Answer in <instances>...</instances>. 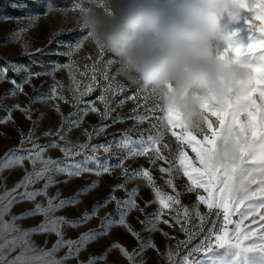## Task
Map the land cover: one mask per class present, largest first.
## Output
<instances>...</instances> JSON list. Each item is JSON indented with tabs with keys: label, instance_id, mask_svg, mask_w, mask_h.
Masks as SVG:
<instances>
[{
	"label": "rangeland",
	"instance_id": "374dc122",
	"mask_svg": "<svg viewBox=\"0 0 264 264\" xmlns=\"http://www.w3.org/2000/svg\"><path fill=\"white\" fill-rule=\"evenodd\" d=\"M251 6L253 0H247ZM87 7V0H0V68L8 67L7 78L0 81V121L7 118L9 110L11 109V119L6 123H0V158H3L5 153L10 149L17 148L21 141V132L26 137L29 130L33 128L32 121H36V126L33 134L32 143H25L24 148H30L32 144L47 145L56 140L61 147L71 148L73 152L79 151L77 145L89 143V148L82 151L80 155H75L72 160L81 162L85 155H95L101 164L107 162L111 168V173H105L101 176H96L93 173L85 172L79 177L69 178L66 175L60 174L55 177L57 183L48 189V195L54 196L57 191L60 193V199H67L72 197L78 189L84 188L93 181H99L98 186L87 193L78 197L79 203L74 206H67L56 213L58 216H65L68 219H77L82 216L85 211H91L94 204L99 202L102 206L98 209L97 215L90 219L87 223L72 228L65 226L63 229L65 239H76L80 234L87 232L89 229L98 228L101 218H104L109 213L114 219H119L120 213L117 212L116 200L107 204H103L104 200L112 193L113 187L118 184H125V178L122 176L123 169L117 167L123 160V168L131 170L148 169L152 175L157 187L163 192L175 194L173 189L169 187L165 181L169 178L168 173H161L160 166L168 167L169 165L164 161L157 160L156 164L150 163V156H138L124 159L127 151L119 149L115 146L116 142L122 139L121 134H127L133 139L138 140L143 135L145 138L149 134L156 135L157 129L160 127L159 118L164 114L157 108L152 113H146L145 109L154 108L156 106L155 98L150 94V91L130 85L119 74V62L112 53L105 50L102 54L98 47L91 41V39L83 40L87 35V31L81 26L80 8ZM38 16L39 19L34 22V26L23 34V42H27L28 51L33 55L23 54V48L20 42H6L10 33L19 29L29 23H32V17ZM7 18V19H5ZM258 21L254 20V14L247 8L243 9L238 20H232L225 16L222 18V24L229 33V39L221 42L218 48L222 55L229 59L237 60L240 64L248 66H264V49H258L254 52H244L243 55L237 56L236 48H241L243 51L247 49L254 41L264 39V33L259 31ZM82 41V46L78 52H73L75 45ZM36 49L41 51L37 52ZM73 52L71 56L66 53ZM91 57V59H89ZM36 61L37 63H32ZM99 61L97 68L98 73L103 72L107 68L109 80L105 81L98 74L99 86L93 85L95 88L90 94L82 98L83 103H79L76 108L73 107V93L69 90L70 80L66 69H61L55 72V80L63 84V88L57 89L59 95L67 98L68 102L59 99H49L54 80L49 75H40L33 77L30 83L23 84V93L17 92L15 96H5V93L13 89L10 83L11 79H15L17 83H23V78L26 73L22 70L20 73H15L9 62L17 65H25L30 67L32 72L51 71L56 64H67L74 62L75 66L79 67L81 71L84 70L85 65H93ZM109 61H115L109 64ZM90 75V74H89ZM77 79L80 80L81 90L83 85L90 83L87 77H81L77 73ZM111 84L109 92L102 91L108 84ZM102 94L107 96L110 104V118L101 120L97 113L89 112L83 115L82 110L87 102L94 101L95 107L102 113L104 105L98 99ZM135 96L136 99H131ZM41 97L43 100H37L35 103H30V98L35 99ZM144 97H147L145 100ZM123 101V103H121ZM19 104L21 108L30 107L31 120L26 118V114L18 109H13L12 106ZM59 105L60 113L55 110V106ZM135 109V112L133 110ZM69 113H77L73 115L68 123L64 125V130L61 132L64 135V140H60L55 134L61 128L62 115L68 117ZM62 114V115H61ZM148 115L149 118L143 123H138L135 116ZM120 116L123 119L115 121L116 117ZM82 117V123L78 127L72 126L69 130L68 124L71 121L79 120ZM155 124L156 128L151 125ZM107 125L102 132H94L93 127H102ZM85 130L92 133L91 139L85 135ZM178 130V129H173ZM50 132L52 135L45 136L43 133ZM163 144H168L169 148H163ZM97 146L95 153L91 151V146ZM109 147V152L104 151V147ZM163 155L172 160L178 150V145L175 137L171 135V131L165 133L162 144L160 145ZM189 155H193L191 150L185 148ZM22 154V153H18ZM45 156L53 159L64 160V155L60 148H48ZM87 167L95 168L96 163L90 161ZM31 171V165L27 160L24 161L23 167H15L12 169H5L0 172V193L5 189H11L24 176V169ZM172 178L175 184V191L180 192L179 197L181 204L173 206V209H165L161 216V221L167 220L168 224L160 222L157 224V230L147 231V226L153 219L152 214L156 213L160 205L154 201L153 191L147 186V182L143 178H136L128 180L124 189H117L114 193L118 200L127 198L126 191L138 189L135 196L137 208L130 211L126 216V223L131 229L139 234L140 240L147 242L151 240L155 248L148 247L143 252L135 257L136 264L144 261V264H170L166 258V253L169 249L175 255V264H179V260L186 254L187 250L195 247L201 239L203 234L196 235L192 242L188 244L187 249L183 245L177 248L178 241L187 239L185 233L181 231V226L176 224L173 216L179 214L182 223L189 228L190 231L196 232L200 225L199 217L195 215L194 205L196 204L197 192H187L185 186L188 183L187 178L179 172H174ZM67 180V183L64 181ZM43 181L37 183L34 187L41 188ZM255 187V186H253ZM200 194L203 193L200 190ZM206 195V194H205ZM37 201L45 202L44 197H37ZM147 204V206H146ZM34 207V202H20L13 205L10 212L5 214L4 219L10 221L13 215H19L22 212L28 211ZM189 209V217L187 220L183 217V208ZM142 209V211H141ZM199 212L206 214L208 212L206 206L199 205ZM233 220L238 219L237 216L232 217ZM42 220L41 216L27 217L17 220L15 223L23 230L34 227ZM144 221V224L141 223ZM212 221H216L217 228L223 222L221 215L217 220L215 215L209 217L205 216L204 229L212 227ZM248 221H245L247 224ZM171 225V226H169ZM234 227L229 225V228ZM167 233L168 236L163 235ZM16 233H7L3 238H0V244L4 239H11ZM170 237H174L171 239ZM29 244L36 250H48L52 248L57 237L55 234L49 233H35L30 235ZM118 242L123 245L129 252L133 249L139 248L140 241L133 236L126 227L114 226L107 235L99 237L97 240L89 243L84 250L79 253L78 258L69 259L64 264H86L90 256L101 255L113 243ZM159 250V253L157 252ZM22 249L16 247L14 251H9L8 247L4 248L6 254L5 264L17 256ZM67 252V248H61L55 253V258L60 259ZM34 253H29L33 255ZM202 255V253L200 254ZM199 256H193L189 259H198ZM97 264H130L124 258L119 249H113L108 252L107 258L104 261H98Z\"/></svg>",
	"mask_w": 264,
	"mask_h": 264
},
{
	"label": "snow or ice",
	"instance_id": "6c2138e0",
	"mask_svg": "<svg viewBox=\"0 0 264 264\" xmlns=\"http://www.w3.org/2000/svg\"><path fill=\"white\" fill-rule=\"evenodd\" d=\"M244 8L249 9L254 14V20L258 21L259 31L264 33V0H253L251 6L247 0H242ZM84 7L80 8V11H84ZM7 19V18H5ZM32 23L25 25L19 29L14 30L7 38L6 42H20L23 48V54L33 55L28 51L27 42H23V34L30 30L34 26V22L39 19L38 16L32 17ZM83 28V27H82ZM91 38V34L87 33L83 40ZM100 52L103 54L105 49L98 43L95 44ZM82 46V41L78 42L73 49V52H78ZM258 49H264V39L254 41L243 51L241 48H236L234 51L237 56L243 55L244 52H254ZM37 52L41 51L36 49ZM73 52L66 53L71 56ZM91 59V57H89ZM115 61H109L108 63H114ZM32 63H37L32 61ZM99 61L93 65H85L84 70L81 71L79 67L75 66L74 62L67 64H56L51 71L32 72L30 67L25 65H17L9 62V67L15 72L20 73L22 70L26 73L23 78V83H17L15 79H11L10 83L14 86L13 89L5 93V96H15L17 92L23 93V84L31 82L33 77H39L40 75H49L53 78L54 84L51 89V95L49 99H59L68 102L67 98L63 95H59L57 89H62L64 86L62 82L55 80V72L66 69L69 75L70 88L73 93V107L76 108L79 103H83L82 98L95 90L93 85L99 86L98 74L108 81L107 68L103 72L98 73ZM8 67L0 68V81H4L7 78ZM77 73L81 77H87L90 83L83 85V91L81 90V81L77 79ZM260 75L255 77L253 81V87L259 93L251 98V107L247 110L245 118L241 120L236 114L224 113L212 108L205 104L203 105L205 111L209 113L208 119L205 124L197 129H190L185 126L178 113H169L165 115V110L162 106L161 100L155 96L153 92L150 94L156 100V106L154 108L145 109L146 113H152L158 108L164 115L159 118L160 127L157 129L156 135L149 134L147 138L143 135L138 140H133L127 132L121 134L122 139L115 143V146L119 149L127 151V155L124 159L138 157V156H150V163L156 164L157 160L164 161L169 166H160L161 173H168L169 178L165 183L171 187L175 194L165 193L156 186L155 181L148 169L140 168L129 171L127 168H123V160L117 165L123 169L122 176L125 178V184L128 180L143 178L147 182V186L153 191L154 201L160 205L159 210L152 214L153 219L150 221V225L146 227L147 231L157 230V224L163 222L168 224L169 221H161V216L165 209H173V206L180 205L179 199L181 193L175 191V184L172 178L174 172H179L183 177L187 178V184L185 190L187 192H197L196 204L194 205L195 215L199 217L200 225L196 232L190 231L188 227L182 223L179 214L172 217L176 224L181 226L187 237L184 241H178L177 248L181 245L187 249L196 235L203 234V239L195 245V247L188 249L187 254L179 260V264H264V161H257L248 151V145L250 143H256L264 146V68L260 70ZM90 74V75H89ZM111 84L109 83L102 89L104 93L109 92ZM144 91H149L143 89ZM98 99L104 105V111L101 113L98 108L95 107V102H87L86 106L82 110L83 115H87L89 112L97 113L100 115L101 120L110 118V104L107 96L102 94ZM131 99H136L135 96ZM146 100L147 97H144ZM37 100H43L41 97L35 99L30 98V103H35ZM123 103V101H121ZM13 109H18L26 114V118L31 120L30 107L21 108L19 104L13 105ZM56 112L60 113L59 105L55 106ZM135 112V109L133 110ZM77 113H69L68 117H64L62 114L61 128L57 131L55 136L60 140H64V135L61 132L64 130V125L68 123L70 118ZM138 123H143L149 118L148 115H138L134 117ZM11 119V109L5 120L0 123H6ZM123 118L117 116L115 121H120ZM36 121H32L33 128L29 130L27 136L21 132L20 145L17 148L10 149L5 153L3 158H0V172L5 169H12L15 167H23L24 161L27 160L31 165V171L27 168L24 169V176L12 187L11 189H5L3 193H0V238H3L7 233H16L12 238L4 239V242L0 244V264H5L6 254L4 248L8 247L9 251H14L16 247H20L22 251L15 256L12 260L7 261V264H64L65 261L73 258H78L79 253L86 248V246L97 240L99 237L107 235L109 230L114 226H124L127 230L140 241L139 248L133 249L129 252L123 245L118 242H113L103 254L90 256L86 264H97L98 261H104L107 258L108 252L113 249H119L121 255L126 258L130 264H136L135 257L139 253L143 252L148 247L155 248V245L151 240L144 242L140 240L139 234L131 229L126 223L127 214L138 205L135 200L138 189L134 188L131 191H126L127 198L124 200H118L114 193L117 189H124L125 184H118L112 189V193L103 204H107L113 200H116L117 212L120 213L119 219H114L112 214L109 213L104 218H101L98 228L89 229L79 235L76 239H65L63 229L67 227H78L87 223L90 219L97 215L98 209L102 206L99 202L93 205L91 211H85L81 217L77 219H68L65 216H58L56 213L67 206H74L79 203L78 197L88 191L96 188L99 181H93L86 185L84 188L78 189L77 192L67 199H60V193L54 196L48 195V189L53 186L57 181L55 177L63 174L69 178L79 177L83 173H93L96 176H101L105 173H111V168L105 162L101 164L95 155H85V158L81 162H75L72 157L80 155V153L89 148V143L79 144L77 148L79 151L73 152L71 148L61 147L55 139L47 145L32 144L30 148H24V144L32 143L33 134L36 126ZM82 123V117L79 120L71 121L68 124L69 130L72 126L78 127ZM235 125L239 131L243 134V143L240 148V160L239 163H225L223 165H216L213 163V154L217 149L218 141L222 135L225 126L231 127ZM107 125L102 127H93L94 132H102ZM152 128H156V125H151ZM178 129V130H173ZM171 131V135L175 137L178 145V150L172 160L162 154L160 145L162 144L164 135L166 132ZM45 136H50L52 133L45 132ZM85 135L91 139L92 133L85 130ZM105 152H109V147L103 145ZM48 148H60V151L64 155V160L53 159L45 156V152ZM163 148L168 149V144H163ZM188 148L193 155H189ZM97 146H91V151L95 153ZM22 153V154H18ZM90 161L96 163L95 168L87 167ZM43 181L41 188H35L34 186ZM67 183V180L64 181ZM240 186V190L237 191L236 186ZM255 186V187H253ZM200 190L205 194H200ZM37 197H44L45 202L37 201ZM34 202V207L28 211L22 212L19 215H13L10 221L4 219L5 214H8L14 204L20 202ZM206 206L208 212L201 214L199 212V205ZM147 206V204H146ZM142 211V209H141ZM220 219L223 217V222L217 228L216 221H212V227L207 229L205 233L204 224L205 216H213ZM41 216L42 220L34 227L21 229L15 222L27 217ZM237 216L238 219L233 220L232 217ZM183 217L185 220L189 217V209L183 208ZM245 221H248L245 224ZM144 224V221H141ZM229 225L234 227L229 228ZM171 226V225H169ZM35 233H49L55 234L57 239L52 245L51 249L36 251L29 244V237ZM163 235L168 236L167 233ZM174 239V237H170ZM61 248H67V252L60 259L55 258ZM159 253V250L157 249ZM29 253H34L29 255ZM202 253V255H200ZM175 255H178L175 254ZM175 255L169 249L166 253V258L170 264H175ZM193 256H199L198 259H189ZM84 264V262H80ZM139 264H144V261H140Z\"/></svg>",
	"mask_w": 264,
	"mask_h": 264
},
{
	"label": "clouds",
	"instance_id": "9594fccd",
	"mask_svg": "<svg viewBox=\"0 0 264 264\" xmlns=\"http://www.w3.org/2000/svg\"><path fill=\"white\" fill-rule=\"evenodd\" d=\"M243 9L242 0H87L80 19L91 41L117 58L124 80L153 92L166 116L178 113L197 129L209 117L203 105L243 120L259 94L253 81L264 66L240 64L218 48L229 39L222 18L238 20ZM242 143L239 129L226 125L213 163L238 164ZM247 147L264 161V146Z\"/></svg>",
	"mask_w": 264,
	"mask_h": 264
}]
</instances>
